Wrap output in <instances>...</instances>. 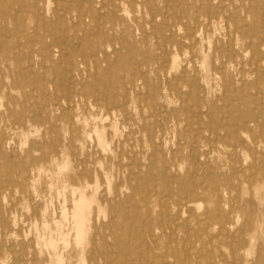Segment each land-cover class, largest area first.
Here are the masks:
<instances>
[{
	"label": "rangeland",
	"instance_id": "374dc122",
	"mask_svg": "<svg viewBox=\"0 0 264 264\" xmlns=\"http://www.w3.org/2000/svg\"><path fill=\"white\" fill-rule=\"evenodd\" d=\"M249 1L0 0V264H264Z\"/></svg>",
	"mask_w": 264,
	"mask_h": 264
},
{
	"label": "bare ground",
	"instance_id": "6f19581e",
	"mask_svg": "<svg viewBox=\"0 0 264 264\" xmlns=\"http://www.w3.org/2000/svg\"><path fill=\"white\" fill-rule=\"evenodd\" d=\"M4 1V0H3ZM33 1V0H32ZM166 1H168V0H166ZM263 1V0H262ZM24 5V4H23ZM35 5V4H34ZM257 5H258V2H257V0H250L249 1V6L247 7V12H248V14L250 13V14H252V17H253V19H252V21H253V24L256 26V18H258V11H259V6L257 7ZM209 8H210V6H209ZM208 8V9H209ZM218 8L219 9H223V7H222V5L220 4L219 6H218ZM65 9V8H64ZM232 9H233V11L229 14V15H231L232 13H234V8H233V6H232ZM66 11V10H65ZM221 12H222V10H221ZM208 13V12H207ZM2 14V13H1ZM261 14H262V25H264V2H263V6H262V10H261ZM99 18V17H98ZM209 18V17H208ZM38 19V18H37ZM152 20V19H151ZM220 20V19H219ZM14 21H15V17H14ZM16 23V22H15ZM24 23V22H23ZM36 24V23H35ZM260 24V23H259ZM24 25V24H23ZM177 27H179V26H177ZM24 28V27H23ZM259 28V27H258ZM257 28V29H258ZM179 29V28H178ZM263 29V28H262ZM6 30V29H5ZM180 30V29H179ZM260 30V29H259ZM23 31V30H22ZM193 33V32H192ZM3 34V33H2ZM201 34V33H200ZM5 35H7V34H5ZM24 35V34H23ZM264 37V36H263ZM8 38V37H7ZM256 38H257V32H256V30L254 29L253 30V32H252V34H251V36H250V38H249V40H248V46H250V48L251 49H253V48H255L256 47V43H257V40H256ZM98 47V46H97ZM263 48V47H262ZM98 51V50H97ZM185 55V54H184ZM205 59V58H204ZM257 59V61L259 60L258 58H256ZM263 61H264V59H263ZM257 63V62H256ZM172 64V63H171ZM173 64H174V61H173ZM172 64V65H173ZM44 67V66H43ZM29 72H31V71H29ZM42 73H44V72H42ZM31 75H32V73H31ZM185 75V74H184ZM183 75V76H184ZM34 77V76H33ZM54 77V76H53ZM34 79V78H33ZM32 79V80H33ZM51 79V78H50ZM54 79H52V81H53ZM184 80V79H183ZM74 81V80H73ZM39 82H40V88H46L47 87V84L49 83V81H43V79H39ZM66 82V81H65ZM177 82V81H176ZM51 83V82H50ZM57 83H58V81H57ZM60 83H61V81H60ZM53 84V83H52ZM59 84V83H58ZM68 85V84H67ZM259 86V85H258ZM62 87V86H61ZM66 87V86H65ZM52 88H54V87H52ZM60 88H58L57 90L58 91H61V90H59ZM57 90H55V91H57ZM74 90V89H73ZM54 91V92H55ZM71 91V90H70ZM181 92V91H180ZM58 93V92H57ZM56 93V94H57ZM260 93V92H259ZM61 94V93H60ZM67 95V94H66ZM69 95V94H68ZM260 95H261V93H260ZM55 96V95H54ZM62 96V95H61ZM59 97V96H58ZM55 98V97H54ZM56 98H57V96H56ZM56 98H55V100H56ZM58 99V98H57ZM60 99V98H59ZM55 103H57V101L55 102ZM67 103V102H66ZM68 104V103H67ZM106 104V103H105ZM116 107V106H115ZM123 108V107H122ZM64 109V108H63ZM255 111H257V110H255ZM112 113H113V110H112ZM244 120V119H243ZM255 121V120H254ZM228 127V126H227ZM101 137V136H100ZM100 140H102V138L100 139ZM99 142V141H98ZM1 144H3V145H7L8 144V142H7V140H3L2 142H1ZM193 144H195V143H193ZM264 144V143H263ZM233 145H235V144H233ZM11 161V160H10ZM11 165V164H10ZM14 165H16L15 163H14ZM14 168H16L15 166H14ZM208 173V172H207ZM156 174V173H155ZM71 176H77V175H75V172H74V170L72 171V173H71ZM160 176V175H159ZM196 179V178H195ZM155 186H156V184H155ZM160 190V189H159ZM167 193H168V191H167ZM85 196H81L80 198H78V200L79 199H81V198H84ZM186 197V196H185ZM86 198V197H85ZM84 198V199H85ZM89 198V197H88ZM91 199V198H90ZM82 200V199H81ZM80 200V201H81ZM86 200V199H85ZM88 200V199H87ZM79 202V201H78ZM77 202V203H78ZM86 203V201H82V204H84V203ZM76 203V204H77ZM81 203V202H80ZM79 203V204H80ZM87 203H88V201H87ZM89 204V203H88ZM190 204H191V202H190ZM189 204V205H190ZM194 205V204H193ZM196 206V209L197 208H199V207H197V205H199V204H195ZM89 206V205H88ZM173 206V205H172ZM79 206H77V208H78ZM174 207V206H173ZM77 208H76V210H77ZM98 209V208H97ZM100 209V208H99ZM104 210V209H103ZM102 210V212H104ZM198 210V209H197ZM98 212V211H97ZM99 212H101V211H99ZM183 212V211H182ZM104 213H106V212H104ZM76 214V213H75ZM88 214V213H87ZM100 214V213H99ZM184 214V213H183ZM101 215H102V213H101ZM74 216V215H73ZM90 216V215H89ZM106 216V215H105ZM188 216V215H187ZM74 217H77L76 215L74 216ZM97 218V217H96ZM104 218V217H103ZM80 219H81V217H80ZM79 219V220H80ZM84 220H85V218H84ZM154 222V221H153ZM79 223H80V221H79ZM81 223H82V221H81ZM124 224V223H123ZM153 224V223H152ZM151 223H148V227L147 228H145V230H143L140 234L138 233L137 234V237H141V238H143V240L145 241V242H148V243H150L151 244V242H154V240L155 239H153L154 238V229H158V230H160L162 233H164L163 232V230L165 231L166 229L163 227V225H155V226H153ZM232 226V225H231ZM84 227V226H83ZM87 228V227H86ZM77 230V234H76V236L78 235V237H80V236H82V233H81V226H79L78 227V229H76ZM90 230V229H89ZM87 232V231H86ZM132 235V234H131ZM236 235V234H235ZM133 236V235H132ZM134 237V236H133ZM213 237V236H212ZM74 238H75V236H74ZM135 238V237H134ZM77 239V241L79 240L78 238H76ZM81 239H82V237L80 238V241H81ZM76 241V240H75ZM82 241H83V239H82ZM80 244H82V242L80 243ZM8 247V246H7ZM82 250H83V248H81ZM182 258H184V257H182ZM186 263V262H185Z\"/></svg>",
	"mask_w": 264,
	"mask_h": 264
}]
</instances>
